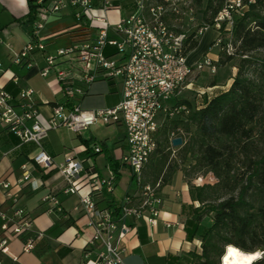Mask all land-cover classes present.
<instances>
[{
  "label": "built area",
  "instance_id": "1",
  "mask_svg": "<svg viewBox=\"0 0 264 264\" xmlns=\"http://www.w3.org/2000/svg\"><path fill=\"white\" fill-rule=\"evenodd\" d=\"M31 1L36 6L32 37L10 58L11 66L32 68V54L44 50L37 39L38 33L48 17L62 11L71 10L76 24H82L88 35L91 33L94 37H86L57 50L55 56L45 57L46 65L40 76H55L64 102L51 107L44 126L40 124L38 107L33 100L34 91L21 86V79L13 75L11 83L16 93L0 88V127L20 143H31L36 147L33 164L43 171L56 170L64 182L63 195L78 196V205L73 210L83 214L86 227L91 230L84 258L93 250L94 264H124V237L132 232L135 223L152 226L160 215L159 184L141 186V172L156 148L155 134L166 120L188 113L184 105L171 101L177 100L184 90H191L188 80L193 73L207 70L214 75L216 62L210 58V53L192 65L187 62L185 41L189 37L182 32L176 33L172 25L173 19L181 14L176 7L177 0H129L134 4V11L114 23H110L107 13L118 11L120 7L110 0ZM253 2L224 0L212 24L200 27L193 39L212 28L215 37L210 51L216 52L217 57L221 52L234 55V18L242 16L248 4ZM106 48L113 49L114 54L106 55ZM99 79L120 84L119 103L108 109H81L80 99L89 85ZM203 94L197 93L199 96ZM99 122L122 125L125 129L117 164L119 169L130 171L135 191L126 194L118 207L98 206L114 191L117 178L113 170L108 169L106 176L101 177L93 167L85 168L70 156L56 164L43 149L50 131L64 127L80 134ZM181 133L177 130L170 134V145L171 140ZM171 149H174L172 145ZM99 151V148L94 149L95 153ZM28 180L29 173L24 172L22 182ZM9 187V183L0 180V189L7 199L12 198ZM83 189L84 193L80 194ZM41 201L48 204L50 210L62 213L60 202L54 195H45ZM42 238L43 233L32 230L31 218L21 209H14L9 216L0 212V254L10 256L9 264L17 262V257L9 251L11 240H20L22 253H30ZM0 264L3 263L0 261Z\"/></svg>",
  "mask_w": 264,
  "mask_h": 264
},
{
  "label": "crops",
  "instance_id": "2",
  "mask_svg": "<svg viewBox=\"0 0 264 264\" xmlns=\"http://www.w3.org/2000/svg\"><path fill=\"white\" fill-rule=\"evenodd\" d=\"M110 2L120 7L118 11L113 10L107 13L110 23L128 16L135 9L133 2L129 0H110ZM27 14V0H0V63L3 67L0 71V88L15 94L16 89L11 83V78L13 75L19 77L21 86L34 91L33 100L38 107L40 124L44 126L50 116L51 107L64 102L55 76L53 74L45 78L40 76V71L46 65L45 57L50 55L48 50L57 51L62 47L57 44L59 38L64 40L63 47L66 48L86 37L93 38L94 34L89 33L88 35L82 24H76L71 10L54 14L48 17L38 33L37 39L43 44L44 50L35 51L32 54V68H16L10 65L9 58L30 41L34 29V25L25 20ZM214 37L215 32L213 38L204 43L195 53L199 47V39L197 47L192 50L193 57L187 58L190 65L199 61L207 53ZM105 54L112 55L114 50L106 48ZM211 59L217 62L218 57L214 55ZM218 69L221 70V67H216V72ZM232 71V77L222 86H219L220 82H217L209 87L196 90L190 83L191 90H184L177 100L171 103L184 101L197 109L202 108L206 102L230 87L236 68L233 67ZM116 85L119 86L116 87ZM193 90L195 94L198 92L204 94L191 97L189 92ZM120 93L121 87L118 82L105 83V80L99 79L89 85L79 104L81 109L86 111L112 108L119 103ZM186 94L190 96L192 102L182 97ZM116 126L120 134L109 146V150L104 143H102V148L87 147L86 152L82 154L68 150L62 143L57 129L50 131L43 143L45 153L56 164L61 163L65 156H70L85 168L93 167L101 177L106 176L108 169L116 173L114 191L112 195L98 203L100 208L118 207L126 194L135 191L131 175L128 174L130 176L128 183L121 184V177L126 168L119 169L117 158L122 152L125 129L122 125L116 124ZM95 148H99L98 154L94 152ZM36 153L37 149L33 144L20 143L16 137L0 127V180L9 183V190L12 194V198L7 199L4 191L0 189V212L9 216L14 209H21L31 218L32 230L43 233V238L36 243L34 250L30 253H22L20 240L10 241V254L17 257L15 264H94L95 252L93 250L87 258H84V248L91 230L86 227V218L83 214L73 210L78 205V196H65L61 193L64 187L63 180L55 169L43 171L35 166L32 158ZM24 172L29 173V180L25 183L22 182ZM204 177L208 180L211 175ZM213 183L214 181L203 182L199 178L188 179L182 171H177L170 183L159 191L162 206L156 223L148 226L143 222H137L132 232L124 237V264H190L192 254L200 255V241L198 239L188 241L184 229L193 209L199 207V203L192 200L189 189L190 186L199 187ZM48 194L54 195L59 200L61 214L50 210L48 204L42 203V198ZM0 261L3 264H9L10 256L0 254Z\"/></svg>",
  "mask_w": 264,
  "mask_h": 264
},
{
  "label": "trees",
  "instance_id": "3",
  "mask_svg": "<svg viewBox=\"0 0 264 264\" xmlns=\"http://www.w3.org/2000/svg\"><path fill=\"white\" fill-rule=\"evenodd\" d=\"M190 1L202 26H210L224 4ZM27 2L25 20L34 25L36 6ZM193 36L185 41L186 55L198 45ZM232 41L234 55L221 52L215 63L223 67L235 60L230 87L199 109L178 102L188 113L166 120L157 130L155 151L141 172V186L159 184V189L177 171L188 179L211 175L215 180L189 189L199 207L184 229L188 241H200V255L192 254L190 264H218L229 245L246 253L264 252V0H254L234 18ZM177 130L182 145L171 159L170 134ZM253 264H264V253Z\"/></svg>",
  "mask_w": 264,
  "mask_h": 264
},
{
  "label": "rangeland",
  "instance_id": "4",
  "mask_svg": "<svg viewBox=\"0 0 264 264\" xmlns=\"http://www.w3.org/2000/svg\"><path fill=\"white\" fill-rule=\"evenodd\" d=\"M176 1V0H175ZM176 7L181 11V14L176 17V19H173L172 25L175 30L181 31L186 35V37H191L192 35H197V32L200 27H202V24L200 22V13L198 9L195 7H192L190 0H177ZM214 32L212 28H209L206 30L203 34V36L197 37L195 40H199V47L195 51H199L204 43H206L208 40L213 38ZM60 40L57 41L58 46H62L59 49H64V40H61L62 38H59ZM57 46V47H58ZM58 50V49H57ZM48 53L51 56H55L56 51L55 50H48ZM207 53H210V57H214L216 52L210 51V46L207 51ZM193 51L189 52L187 54V58L193 57ZM13 56V55H12ZM11 56V57H12ZM10 60V58H9ZM236 62L235 60L231 61L229 64L221 67V70H217L216 74L211 76L207 70H203L199 73L195 72L193 73L188 82L193 84L194 89L200 90L201 88L209 87L214 83L220 82L219 86H222L226 84V82L232 77V68H235ZM105 83H108L105 81ZM119 85H116L118 87ZM191 97H194L196 92L193 90L192 92H189ZM188 94L183 95L182 97L186 98L187 100L191 101V98ZM1 129H3L1 127ZM56 131H58V135L62 141V143L65 145V148L68 150H71L78 154H82L83 152H86L87 147L93 149L94 146H98L102 148V143L107 145L108 150L110 149L109 146L112 145L113 142L116 141L118 135L120 134V130L116 126V124L112 125H105L102 122L97 123L96 125L90 127L88 130L81 132L80 134H76L73 132H70L66 128H58ZM48 136V135H47ZM178 148H174L171 151V159L176 158V153ZM105 155V154H104ZM103 155V156H104ZM109 155L112 156L111 152H109ZM102 158V157H101ZM123 176L121 177V184L128 183L130 180V171L128 169L124 170ZM202 179L203 182L210 183L211 181H214V179L209 178L204 179L205 177L202 175H196L193 177V179ZM85 189L81 190L79 193H84ZM264 253V252H261ZM262 256V255H261ZM260 256V257H261Z\"/></svg>",
  "mask_w": 264,
  "mask_h": 264
},
{
  "label": "bare ground",
  "instance_id": "5",
  "mask_svg": "<svg viewBox=\"0 0 264 264\" xmlns=\"http://www.w3.org/2000/svg\"><path fill=\"white\" fill-rule=\"evenodd\" d=\"M260 256L261 251L246 253L229 245L225 247L224 255L221 257V264H253Z\"/></svg>",
  "mask_w": 264,
  "mask_h": 264
},
{
  "label": "water",
  "instance_id": "6",
  "mask_svg": "<svg viewBox=\"0 0 264 264\" xmlns=\"http://www.w3.org/2000/svg\"><path fill=\"white\" fill-rule=\"evenodd\" d=\"M181 144H182V141H181V138H179V137L171 140V145L174 148L180 147ZM224 252H225V249L223 250V253H222L221 257L224 255ZM261 255H262V253H261ZM221 257L219 259V263L218 264H221Z\"/></svg>",
  "mask_w": 264,
  "mask_h": 264
}]
</instances>
